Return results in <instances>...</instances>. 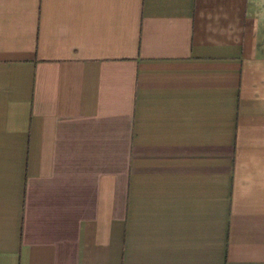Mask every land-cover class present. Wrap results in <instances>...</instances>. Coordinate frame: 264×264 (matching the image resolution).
<instances>
[{"label":"crops","instance_id":"crops-1","mask_svg":"<svg viewBox=\"0 0 264 264\" xmlns=\"http://www.w3.org/2000/svg\"><path fill=\"white\" fill-rule=\"evenodd\" d=\"M0 264H264V0H0Z\"/></svg>","mask_w":264,"mask_h":264}]
</instances>
